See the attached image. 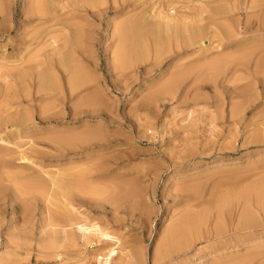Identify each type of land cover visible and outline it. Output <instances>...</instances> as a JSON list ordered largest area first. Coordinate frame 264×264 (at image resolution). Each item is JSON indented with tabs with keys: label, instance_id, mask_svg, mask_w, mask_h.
I'll list each match as a JSON object with an SVG mask.
<instances>
[{
	"label": "rangeland",
	"instance_id": "374dc122",
	"mask_svg": "<svg viewBox=\"0 0 264 264\" xmlns=\"http://www.w3.org/2000/svg\"><path fill=\"white\" fill-rule=\"evenodd\" d=\"M74 1L0 0V129L4 124L8 129L5 128L1 131L4 133L0 134V264H105L107 258L105 255L110 249L116 250L110 264H129L128 262L137 264L138 260L139 264H226L227 262L231 264V261L241 262L245 257L253 256L251 254L257 251L255 248L259 243L256 239L238 248L236 252L234 247L238 244L227 240L234 235L232 232L228 233V236H221L222 238L211 237V234L208 237L207 232L217 223V215L215 208L212 209L215 201L210 207L205 201L218 197L216 205L221 204L219 198H223L227 192V187L225 186L224 189L223 186L231 179L236 178L237 181H234L238 183L246 179L245 184L241 183L242 187L251 182L264 180V169L260 168L264 166V143L258 142L264 136V29L257 28L258 24L264 22L263 19H259L263 15L260 13H264V6L261 10L249 9L248 5H251V2L259 0H223L224 5L219 4L221 0H140L135 4L136 0H123L124 3L121 2L122 0H85L86 3L84 0H81L82 2L77 0L79 4ZM223 1L220 3L222 4ZM99 2L103 4L97 5ZM91 3L93 8L89 6ZM35 4L36 6L39 4V7L41 5V15L40 8L38 7L37 10ZM220 7L222 11L216 12ZM212 11L218 15H212ZM162 17L165 24L162 23ZM258 19L263 22L260 23ZM182 20L188 23V27L185 26L186 24L183 26V23H178ZM119 23L125 26L123 33H120L123 28ZM172 23L174 26L181 24L183 27L179 25L172 28ZM198 24L200 29L196 32L198 28L196 30L194 28ZM166 25L169 28H166ZM115 26H117L116 31ZM148 27L154 32H159H156L158 36L154 33L156 36L153 37H156L155 41L159 38L158 44L151 41L152 31L149 28L150 32ZM189 27H193L194 34L196 32L201 35L197 38L196 35L189 34L193 32L187 30ZM172 29H175L174 32ZM178 29L180 30L177 32ZM145 30L150 32L148 35L151 38L145 36L146 32L142 35ZM167 30H171L172 33ZM185 30L187 31L184 32ZM200 30L203 33H200ZM141 31L143 32L140 36L144 38L143 41L139 37ZM165 32L166 35H163ZM173 33L179 35L176 34V37L175 34L172 35ZM185 36H189L190 39ZM192 37H196L195 40ZM163 41H168L167 45ZM136 43L137 45L139 43L140 47H136ZM27 45L29 46L26 47ZM141 46L144 48L141 49ZM161 46L163 49L160 48ZM120 48L125 50L126 56L127 54L129 56L127 61L129 68L132 66L124 72L121 70L119 72L117 65L111 60ZM70 51H73V54ZM243 57L247 61L241 60L244 59ZM229 58L231 59L227 61ZM58 59L69 71L61 68ZM50 60L58 63L55 62L53 66L54 63ZM210 60L213 64L218 62V66L215 65L217 70L210 65ZM219 60L224 64L227 63L226 66L229 64L227 66L229 68L223 66ZM110 61L113 62L112 65H116V69ZM243 61L246 64H243ZM71 62H74V66L79 63L76 70L79 68L80 76L84 75L82 77L85 78L84 84L87 78L90 82L92 80L90 84L87 81L85 84L88 85L87 87L79 88V91L77 90L73 95L68 91L70 86H67L72 79L69 80L70 77H67L71 75L69 66L74 69V66L70 65ZM45 63H49L51 68ZM41 64L51 70L50 75L47 73L49 70L46 71L45 68L42 72ZM58 64L61 65L60 68ZM219 64H222V70ZM39 71L41 74H47L46 76L42 74L47 77L46 84H41L45 81V77L41 81L39 77L36 78V75L40 74ZM26 72H31L29 78L25 77ZM82 79L80 78L81 82ZM43 85L44 89L47 88L46 92L41 87ZM38 86L42 91L38 90ZM54 86L60 91L55 92ZM169 86L171 89L166 92ZM52 89L54 92L51 91ZM36 90L41 93L37 94ZM161 90L164 92L162 93ZM97 91L101 96H94ZM61 92L65 93V96ZM50 93L52 96L55 93V98L59 97L56 100L53 97L56 102L50 101ZM56 93L60 95L57 96ZM67 94L69 96H66ZM91 94L95 97V102H98L92 101L93 105L90 101V109L88 105L84 108L85 102H89L87 97ZM246 95L249 101L251 98L250 102L247 98H241ZM96 98L99 99L96 101ZM242 100L244 105L241 106ZM77 106L83 109L80 110L81 112L76 111L78 114L75 112V116H72L71 112L74 111L72 107L76 110ZM235 107V112L239 109L242 115H239L240 123L237 117L239 113H236V119L232 117L235 122L231 118ZM85 134L91 135L93 139L92 141L88 139L91 142L81 146L83 141L79 143L77 139L82 140V135L87 139ZM68 135L72 136L69 138ZM79 135L81 138L78 137ZM74 136L77 139H74ZM62 138L64 140L66 138L67 143L64 141V144L58 145L57 142H63ZM248 138L258 143L252 144L253 146L248 145L250 141ZM2 140L11 145L1 143ZM230 146H235V150L232 151ZM223 147H227L229 151L224 150ZM4 148L7 151H4ZM59 148L63 149L64 153ZM32 149L40 151L43 155H35L33 151L30 152ZM23 152L31 153L29 155L35 157H31V160L38 161L47 172L52 170L58 173L62 169L63 172L68 171V174L70 170L73 176L76 174L80 176L81 173L85 181L79 184L75 181L71 188L75 189L80 185L78 190L75 189L79 193L82 189L87 194L93 191L95 194L90 193L91 198L84 192H82L84 196L82 193L76 194L74 199H71L74 200L72 205L82 215L86 212L85 217L89 215L91 221L102 227L103 231H109L112 236L118 237L120 242L109 238L100 240L97 236L92 239L94 235H90L88 240L92 243H89L86 238L83 239L82 232L77 231L76 226H70L71 222H66V219L63 221L60 216L66 212L61 201L57 203V199L61 200L63 196L56 197V202H52L54 199H51L50 205L47 203L49 202L47 198L42 199L46 196L40 193L43 196L41 198L40 194H36L38 190L30 177H34L39 168L22 161L20 157ZM9 175L12 177H8ZM226 176L231 179L228 178V181L223 179V182L222 178ZM65 179L64 177L62 179L65 189L64 187L62 189L68 192L69 181ZM70 181L72 185V180ZM215 181L219 183H217L218 187L222 186V192L217 186L214 187ZM214 188H218L223 197H219L218 190L219 194L214 198L215 194H212L216 191ZM228 191L231 189L228 188ZM72 193L69 194L70 197ZM210 194L214 199L210 198ZM228 195L230 192L226 197ZM242 204L240 202L236 208L233 203L236 209L228 220L230 227L237 223L243 209ZM210 208L215 211L213 214L208 212L211 211ZM205 210L210 217L204 213ZM61 211L64 213L62 214ZM188 212L192 215L190 218L193 222L198 223V219L200 220L198 217H195L197 221L193 219V216L197 215H201L199 217L203 222L208 220L209 222L205 225L203 223V226L200 221L201 226L198 231L193 223L191 225L186 222L189 227L194 226V229L189 228L192 231H186L188 228L184 225L178 226L176 221ZM47 214H52L50 218L58 215L63 223L66 222L62 227L67 226L68 233L65 227L53 228V224L46 229L43 236L40 228L50 225L57 217L50 220ZM204 214L210 219L204 217V220L202 218ZM51 229L54 231L52 232ZM175 229V233L169 235ZM193 230L197 231V234ZM64 233L68 235L67 239H64L67 236ZM84 240H87L88 244ZM64 241H68L69 245ZM48 245L50 248L47 249ZM61 247L67 249L61 251ZM132 254L136 256L133 258L134 261L130 258Z\"/></svg>",
	"mask_w": 264,
	"mask_h": 264
},
{
	"label": "bare ground",
	"instance_id": "6f19581e",
	"mask_svg": "<svg viewBox=\"0 0 264 264\" xmlns=\"http://www.w3.org/2000/svg\"><path fill=\"white\" fill-rule=\"evenodd\" d=\"M78 1H79V0H78ZM78 1L75 0L74 2L77 3ZM89 1H90V0H89ZM139 1H140V0H136V1L134 2V4H135V3H139ZM141 1H142V0H141ZM222 1H223V0H221L220 2H222ZM235 1H237V0H235ZM241 1H242V0H241ZM256 1H258V0H256ZM74 2H73V3H74ZM80 2H82V1L80 0ZM87 2H88V1H87ZM94 2H95V1H94ZM104 2H105V1H104ZM121 2L124 3L123 0H122ZM125 2H126V1H125ZM220 2H219L220 5H224V1H223L222 4H221ZM225 2H227V1H225ZM229 2H230V1H229ZM232 2H233V1H231V3H232ZM243 2H244V1H243ZM248 2H249V1H248ZM250 2H251V1H250ZM38 3H39V2H38ZM84 3H86L85 0H84ZM95 3H96V2H95ZM100 3H102V2H99V4H97V5H100ZM119 3H120V2H119ZM233 3H234V2H233ZM255 3H256L257 5H256ZM44 4H47V3H44ZM68 4H69V3H68ZM70 4H71V2H70ZM77 4H79V3H77ZM102 4H103V3H102ZM131 4H132V3H131ZM235 4H236V3H235ZM237 4H238V2H237ZM240 4H241V3H240ZM245 4H246V3H245ZM38 5H39V4H37V6H36V4H35L37 10H38V7H39ZM72 5H74V4H72ZM92 5H93V3H91L89 6L91 7ZM120 5H121V4H120ZM122 5H123V4H122ZM122 5H121V6H122ZM132 5H133V4H132ZM137 5H138V4H137ZM217 5H218V4H217ZM225 5H227V4H225ZM242 5H243V4H242ZM42 6H43V5H42ZM75 6H76V8H77V5H75ZM95 6H96V5H95ZM134 6H136V5H134ZM140 6H141V5H140ZM144 6H145V5H144ZM211 6H212V5H211ZM214 6H215V5H214ZM214 6H213V7H214ZM229 6H230V5H229ZM234 6H235V5H234ZM234 6H233V7H234ZM238 6H239V5H238ZM238 6H237V7H238ZM248 6H250L249 9H252V8L255 9V8H257V9H260V10H261V7L264 6V0H259L258 2H254V1H253V2H251V5H248ZM248 6H247V7H248ZM40 7H41V5H40ZM40 7H39V8H40ZM45 7H46V6H45ZM71 7H72V6H71ZM73 7H74V6H73ZM73 7H72V8H73ZM152 7H153V6H152ZM207 7L210 8V6H207ZM216 7H217V6H216ZM218 7H219V5H218ZM222 7H223V6H222ZM33 8H34V7H33ZM36 8H35V9H36ZM92 8H93V6H92ZM94 8H95V7H94ZM208 8H207V9H208ZM31 9H32V8H31ZM40 9H41V10H40ZM40 9H39V14H40V12L42 13V8H40ZM43 9H45V8H43ZM137 9H138V8H137ZM210 9H212V8H210ZM220 9H222V8L220 7V8H218V9H216V12H217V10H218L219 12L222 11V10H220ZM226 10H227V9H226ZM228 10H230V9H228ZM233 10H234V9H233ZM210 11H211V10H210ZM214 11H215V9H214ZM214 11H212V15L217 14V13H215ZM33 12H35V11H33ZM48 12H49V11H48ZM213 12H214V13H213ZM223 12H224V11H223ZM223 12H222V13H223ZM231 12H232V11H231ZM256 12H258V11H256ZM261 12H263V10H262ZM35 13H38V11H36ZM43 13H44V12H43ZM206 13H207V12H206ZM208 13H209V12H208ZM254 13H255V12H254ZM258 13H259V12H258ZM27 14H28V13H27ZM49 14H50V13H49ZM142 14H143V13H142ZM144 14H145V13H144ZM150 14H151V13H150ZM209 14H210V13H209ZM260 14H263V15H264V13H260ZM40 15H41V14H40ZM46 15H47V13H46ZM46 15H45V17H46ZM75 15H76V14H75ZM217 15H218V14H217ZM219 15H221V14H219ZM263 15H262V16H263ZM49 16H50V15H49ZM133 16H134V15H133ZM201 16H203V15H201ZM201 16H200V17H201ZM207 16H208V15H207ZM262 16L259 17V19L261 18V19H263V21H264V18H262ZM215 17H217V16H215ZM263 17H264V16H263ZM153 18H155V17H153ZM167 18H169V17H167ZM206 18H207V17H206ZM212 18H213V17H212ZM120 19H121V18H120ZM155 19H157V18H155ZM158 19H159V18H158ZM202 19H203V18H202ZM202 19H201V20H202ZM208 19H209V18H208ZM259 19H258V20H259ZM261 19H260V20H261ZM41 20H42V19H41ZM132 20H133V19H132ZM205 20H206V19H205ZM216 20H217V19H216ZM260 20H259V22H260ZM54 21H55V20H54ZM125 21H127V20H125ZM129 21H130V20H129ZM158 21H159V20H158ZM158 21H156V22H158ZM163 21H164V20H163V17H162V23L165 22V21H164V22H163ZM170 21H171V19H170ZM177 21H178V20H177ZM199 21H200V20H199ZM263 21H261L260 23H262ZM43 22H44V21H43ZM48 22H49V21H48ZM123 22H124V21H123ZM123 22H122V23H123ZM160 22H161V18H160ZM166 22H167V21H166ZM209 22H210V21H209ZM233 22H234V21H233ZM44 23H47V22H44ZM139 23H140V22H139ZM139 23H138V25H139ZM150 23H151V22H150ZM175 23H176V21H175ZM178 23H183V26H184V24H186L185 26H187V24H188V23H185L184 20H182V22L180 21V22H178ZM257 23H258V21H257ZM42 24H43V23H42ZM54 24H56V23H54ZM119 24H120V23H119ZM131 24H132V23H131ZM147 24H148V23H147ZM153 24H154V23H153ZM156 24H157V26H158V23H156ZM156 24H155V25H156ZM159 24H160V23H159ZM164 24H165V23H164ZM168 24H169V23H168ZM172 24H173L172 26H171V25H169V26H171V27L173 28L174 23H172ZM219 24H220V23H219ZM246 24H247V23H246ZM117 25H118V24H117ZM120 25H121V24H120ZM125 25H127V24H125ZM129 25H130V24H129ZM179 25H181V24H179ZM179 25L176 24L175 26L177 27V26H179ZM42 26H43V25H42ZM50 26H51V25H50ZM78 26H79V25H78ZM132 26H134V25H132ZM159 26H160V25H159ZM175 26H174V27H175ZM181 26H182V25H181ZM183 26H182V27H183ZM191 26H192V24H191ZM191 26H190V27H191ZM194 26H195V25H194ZM198 26H199V24L196 25V27H195L194 29L196 30V28H198ZM54 27H56V26H54ZM121 27L123 28V27H125V26H122V25H121ZM140 27H143V26H140ZM144 27H145V26H144ZM163 27H165V25H163ZM187 27H188V26H187ZM190 27L187 28V30H188V29H189V31H190V30H193V32H192V31L189 32V34L192 33V35H193L195 30L192 29L193 27H192V28H190ZM230 27H231V26H230ZM116 28H117V26H115V31H116ZM131 28H132V27H131ZM136 28H137V27H136ZM138 28H139V27H138ZM149 28H150V27H148V29H149ZM160 28L162 29V27H160ZM166 28H169V27H167V25H166ZM257 28H259V30H260V28H261V29H262V28L264 29V22H263V24H260V25L258 24ZM129 29H130V28H129ZM148 29H147V30H148ZM150 29H151V28H150ZM150 29H149V31H150ZM164 29H165V28H164ZM185 29H186V28H185ZM199 29H200V28H198V30H196V32L199 31ZM119 30H121V28H119ZM119 30H118V32H119ZM142 30H143V29H142ZM152 30H153V29H151V31H152ZM154 30H155V29H154ZM157 30H158V29H157ZM165 30H166V29H165ZM172 30H173V29H172ZM174 30H175V29H174ZM174 30H173V32H174ZM179 30H180V29H178L177 32H178ZM187 30H185L184 32H186ZM201 30H202V28H201ZM201 30H200V31H201ZM203 30H204V29H203ZM125 31H126V30H125ZM132 31H133V30H132ZM135 31H136V29H135ZM149 31H148V32H149ZM151 31H150V32H151ZM167 31H171V30H167ZM123 32H124V28H123L122 32H120V33H123ZM142 32H143V31L140 32L139 37H140L141 40L143 41L144 38H142L141 36L144 35V33L146 32V30L143 32V34H142ZM148 32H146V35H145V36H146V37H147V36L149 37L150 35H152V36H151L152 38H151V37H149V38L152 39V40H151L152 42L154 41L155 43H157V42L159 41V40H158L159 38L157 37L158 39H156V41H155V38H156V37L153 38L154 35H155L154 33H156L157 31H156V32L152 31L153 33L151 32V34H150V32H149V33H148ZM175 32H176V31H175ZM182 32H183V31H182ZM196 32H195L194 35H196V37L198 38V35H199V34H197ZM215 32H216V31H215ZM75 33H76V32H75ZM157 33H159V32H157ZM157 33H156V35H157ZM160 33H161V32H160ZM169 33H170V32H169ZM171 33H172V31H171ZM187 33H188V32H187ZM200 33H203V32L201 31ZM212 33H213V32H212ZM141 34H142V35H141ZM148 34H150V35H148ZM174 34H175V33H173L172 35H174ZM176 34H177V33H176ZM176 34H175V35H176ZM181 34H183V33H181ZM136 35H137V34H136ZM140 35H141V36H140ZM156 35H155V36H156ZM159 35H160V34H159ZM163 35H166V32H165ZM177 35H179V34H177ZM177 35H176V37H177ZM200 35H201V34H200ZM200 35H199V36H200ZM207 35H208V34H207ZM224 35H225V34H224ZM76 36H77V35H76ZM145 36H144V37H145ZM157 36H158V35H157ZM183 36H184V35H183ZM211 36H212V35H211ZM118 37H119V36H118ZM166 37H167V36H166ZM185 37H186V38H189V36H188V37L185 36ZM196 37H194V38L192 37V38L195 40ZM205 37H206V36H205ZM124 38H125V37H124ZM134 38H135V36H134ZM33 39H34V38H33ZM38 39H39V38H38ZM122 39H123V38H121V40H122ZM153 39H154V40H153ZM161 39H162V38H161ZM165 39H166V38H165ZM174 39H175V38L173 37V40H174ZM189 39H190V38H189ZM30 40H31V38H30ZM138 40H140V39H137V41H138ZM145 40H149V39H148V38H147V39L145 38ZM157 40H158V41H157ZM167 40H168V39H167ZM185 40H186V39H185ZM35 41H36V40H35ZM53 41H54V40H53ZM123 41H124V40H123ZM176 41L178 42V40H176ZM191 41H192V39H191ZM191 41H190V42H191ZM31 42H32V41H31ZM31 42H30V43H31ZM77 42H78V41H77ZM140 42H141V41H140ZM140 42H139V43H140ZM145 42H146V41H145ZM148 42H149V41H148ZM159 42H160V41H159ZM163 42H164V41H163ZM166 42L168 43V41H166ZM166 42H164V43H166ZM177 42H176V44H177ZM201 42H202V41H201ZM32 43H33V42H32ZM67 43H68V42H67ZM133 43H134V42H133ZM139 43H138V45H137V43H136V47H137V46L140 47V46H139ZM143 43H144V42H143ZM167 43H166L165 45H167ZM173 43H174V42H173ZM54 44H55V43H54ZM68 44H69V43H68ZM68 44H67V45H68ZM123 44H124V46H125L126 43L124 42ZM157 44H158V43H157ZM157 44H156V45H157ZM179 44H180V43H179ZM189 44H190V43H189ZM33 45H34V44H33ZM71 45H72V44H71ZM141 45H142V44H141ZM143 45H145V44H143ZM28 46H29V45H27L26 47H28ZM120 46H121V45H120ZM120 46H119V47H120ZM133 46H134V45H133ZM163 46H164V45H163ZM183 46H184V45H183ZM191 46H192V45H191ZM70 47H71V46H70ZM179 47H180V46H179ZM186 47H188V46H186ZM64 48H66V46H65ZM124 48H125V47H124ZM133 48H134V47H133ZM143 48H144V46H141V49H143ZM160 48H162V46H161ZM125 49H126V48H125ZM162 49H163V48H162ZM260 49H261V48H260ZM69 50H71V49H69ZM139 50H140V49H139ZM146 50H147V49H146ZM156 50H157V49H156ZM160 50H161V49H160ZM62 51H63V50H62ZM129 51H130V48H129ZM133 51H134V50H133ZM133 51H132V52H133ZM170 51H171V50H170ZM54 52H55V50H54ZM66 52H67V51H66ZM70 52H71V51H70ZM72 52H73V51H72ZM72 52H71V53H72ZM123 52H124V53H123ZM126 52H127V51H126ZM146 52H147V51H146ZM61 53H62V52H61ZM71 53H69V54H71ZM114 53H115V52H114ZM127 53H128V52H127ZM135 53H136V52H135ZM153 53H154V52H153ZM53 54H54V53H53ZM72 54H73V53H72ZM74 54H75V53H74ZM144 54H146V53H144ZM243 54H244V53H243ZM56 55H57V52H56ZM155 55H156V54H155ZM162 55H163V54H162ZM240 55H242V54H240ZM247 55H248V54H247ZM250 55H251V53H250ZM47 56H48V55H47ZM51 56H52V55H51ZM51 56H49V57H51ZM69 56H70V55H69ZM77 56H78V55H77ZM228 56H229V54H228ZM263 56H264V55H263ZM52 57H53V56H52ZM57 57H58V56H57ZM71 57H72V56H71ZM126 57H127V58H126ZM128 57H129L128 54H127V56H126L125 50H124V49L121 50V48H120L119 51H117V54H115V57L112 56V59H111V60L114 61V63H115L117 66H116L115 64H113V65H114V66H113V65H112V63H113L112 61H110V63H111V65L113 66V68L116 66V67L118 68L119 72H121V71L124 72L125 70L130 69V68L132 67V66H131V65H132L131 63H132V62L130 61V66H131V67L129 68V62H127V61H129V58H128ZM226 57H227V56H226ZM226 57H225L224 59H226ZM237 57H238V55H237ZM249 57H250V56H249ZM31 58H32V57H31ZM36 58H37V57H36ZM65 58H66V57H65ZM131 58H132V56H131ZM240 58H241V57H239V59H240ZM243 58H244V57H243ZM246 58H247V57H246ZM263 58H264V57H263ZM59 59H62V58H59ZM59 59H58V62L62 65V63L60 62ZM63 59H64V58H63ZM78 59H79V58H78ZM124 59H127V60L125 61ZM211 59H212V58H211ZM230 59H231V58L227 59V61L230 60ZM235 59H236V58H235ZM31 60H32V59H31ZM31 60H30V62H31ZM36 60H38V59H36ZM41 60H42V59H41ZM64 60H65V59H64ZM233 60H234V59H233ZM236 60H237V59H236ZM236 60H235V61H236ZM241 60H246V59L244 58V59H241ZM61 61L64 62L63 60H61ZM66 61H67V60H66ZM215 61H218V60H215ZM219 61H220V60H219ZM235 61H234V62H235ZM246 61H247V60H246ZM260 61H261V60H260ZM32 62H33V61H32ZM50 62H52V61L50 60ZM55 62H57V61H55ZM55 62H52V63H54L53 66L55 65ZM58 62H57V63H58ZM67 62H68V61H67ZM220 62L223 63V61H220ZM230 62L233 63L232 61H230ZM240 62H241V61H240ZM240 62H239V63H240ZM23 63H24V61H23ZM23 63H22V64H23ZM26 63H27V61H26ZM39 63H40V62H39ZM52 63H50V64L52 65ZM71 63H72V64H70V65L74 66V62H71ZM228 63H229V62H228ZM231 63H230V64H231ZM244 63L246 64L245 61H243V64H244ZM256 63H257V62H256ZM262 63H263V60H262ZM262 63H261V64H262ZM45 64H46V63H45ZM45 64H44V65H45ZM48 64H49V63H48ZM48 64H46V65H47V66H50V65H48ZM60 64H58V65H59V68H60V66H61ZM76 64H77V63H76ZM78 64H79V63H78ZM78 64L75 65V66L73 67L75 70H74V69L72 70V69H71V66H69V65L67 64V66L70 67V72H71V75H70V76H67V77H70L69 80L72 78V79L70 80L71 82L68 83V85H67V86H70V87H68V89H69L68 91H69V93H70L71 95H73L74 93H76V91H77L79 88L82 89L83 86L87 87L88 85H87V86L85 85V84L87 83V81L89 82V84L92 82V80H91V82H90V80H88V78H87L86 83L84 84L85 78H83L84 80L82 79V77H83L84 75L80 76L79 73H81V72L79 71V68H78V70H76L77 67H78ZM217 64H218V62H214V64H213V63L211 62V60H210V65H211V66L213 65V67L216 68V70H217V67H215V65L218 66ZM226 64H227V63H225V64L223 63V66L227 67V66L229 65V64H228V65L226 66ZM240 64H242V63H240ZM243 64H242V66H244ZM64 65H65V64H64ZM81 65H82V64H81ZM127 65H128V66H127ZM219 65H220V64H219ZM234 65H235V64H234ZM37 66H38V65H37ZM41 66L43 67V69H42V67H41L42 72H44L45 69H46V71H47V70H49L48 68H51V66L47 68V66L45 67V66H43L42 64H41ZM65 66H66V65H65ZM76 66H77V67H76ZM199 66H200V65H199ZM221 66H222V64L220 65V68H221ZM236 66H237V64H236ZM238 66H239V65H238ZM242 66H241V67H242ZM56 67H58L57 64H56ZM75 67H76V68H75ZM116 67H115V69H116ZM186 67H187V66H186ZM207 67H208V66H207ZM231 67H232V66H231ZM261 67H262V66H261ZM44 68H45V69H44ZM61 68H62V69H66L67 67H64V66L62 65ZM81 68H82V67H81ZM113 68H112V69H113ZM214 68H213V70H215ZM220 68L218 67L219 71H220ZM227 68H229V67H227ZM235 68L238 69V67H235ZM33 69H34V68H33ZM52 69H53V68H52ZM54 69H56V68H54ZM67 69H68V68H67ZM67 69H66V71H69V70H67ZM115 69H114V70H115ZM181 69H182V68H181ZM239 69H240V68H239ZM241 69H242V68H241ZM258 69H259V68H258ZM58 70H59V69H58ZM71 70H72L73 72H72ZM120 70H121V71H120ZM199 70H200V69H199ZM221 70H222V68H221ZM223 70H224V69H223ZM243 70H244V69H243ZM46 71H45V72H46ZM53 71H54V73H55V70H53ZM62 71H64V70H62ZM78 71H79V72H78ZM193 71H194V70H193ZM225 71H226V70H225ZM238 71H239V70H238ZM257 71H258V70H257ZM22 72H23V71H22ZM39 72H40V71H39ZM50 72H51V70H49V72H47V73L49 74ZM57 72H58V71H57ZM64 72H65V71H64ZM70 72H69V73H70ZM223 72H224V71H223ZM233 72H235V69H234ZM27 73H28V76H26ZM30 73H31V72H26L25 77H26V78H27V77L29 78V75H31ZM37 73H38V72H37ZM37 73H36V74H37ZM66 73H67V72H66ZM69 73H68V74H69ZM182 73H183V72H182ZM224 73H225V72H224ZM226 73H227V72H226ZM236 73H237V72H236ZM236 73H235V74H236ZM42 74H45V76L47 75L46 73H42ZM42 74H41V72H40V74L38 73V74L36 75V78L39 77L38 79H40V81L43 80V79H42L43 77H45V76H43ZM56 74H57V73H56ZM82 74H83V73H82ZM33 75H34V74H33ZM49 75H50V74H49ZM172 75H173V74H172ZM203 75H204V74H203ZM208 75H209V74H208ZM71 76H72V77H71ZM231 76H232V74H231ZM25 77H24V78H25ZM55 77H56V76H55ZM179 77H180V76H179ZM199 77H200V76H199ZM18 78H19V77H18ZM22 78H23V77H22ZM22 78H21V79H22ZM80 78L82 79V82H83V83L81 82ZM195 78H196V77H195ZM16 79H17V78H16ZM19 79H20V78H19ZM54 79H55V78H54ZM33 80H34V79H33ZM44 80H45L44 82H42V83L40 82V83H41V84H46L47 77H45ZM69 80H68V82H69ZM30 81H31V80H30ZM173 82H174V81H173ZM175 82H176V80H175ZM22 83H23V82H22ZM24 83H25V82H24ZM51 83H52V81H51ZM56 83H57V82H56ZM54 84H55V83H54ZM194 84H195V83H194ZM56 85H57V84H56ZM56 85H55V86H56ZM239 85H240V84H239ZM45 86H46V85H45ZM55 86H54V89H56ZM171 86H173V85H171ZM38 87H39L38 90L40 89V90L42 91V89H41V87H42L44 92L47 91V90L45 91V89H47V88L44 89V85L41 86V87H40V86H38ZM85 87H84V88H85ZM94 87H95V86H94ZM169 87H170V86H169ZM100 88H101V87H100ZM165 88H166V87H165ZM87 89H88V88H87ZM169 89H171V87L168 88V91H167V89H166L165 91H166V92H169ZM38 90H36V91H37V94H38V93H41V91L38 92ZM51 91H52V92H54V91H55V92H58V91H60V90L57 91V89H56V90L53 91V89H52ZM66 91H67V90H66ZM78 91H79V90H78ZM98 91H99V90H98ZM98 91L95 93L96 95H94V92H93V95H94L95 97H96V96L98 97V95L101 96V95H100V92H98ZM161 91H162V93L164 92L163 90H161ZM235 91H236V90H235ZM247 91H250V90H247ZM52 92H51V93H52ZM62 92H63V91H62ZM62 92H61V94H63ZM166 92H165V93H166ZM253 92H254V91H253ZM258 92H259V91H258ZM51 93H50V94H51ZM59 93H60V92H59ZM59 93H56V95L59 96V95H60ZM69 93H68V94H69ZM250 93H251V91H250ZM68 94H67L66 96H69V95H70V94H69V95H68ZM248 94H249V93H248ZM255 94H256V93H255ZM47 95H48V94H47ZM53 95H54V96H52V94H51V96L49 95V96H50L49 98H51L50 101L52 100V102L55 101L56 98H59V97H56V98H55V93H53ZM71 95H70V96H71ZM250 95L253 97L252 94H250ZM63 96H65V93L63 94ZM88 96H89V95H88ZM90 96H91L92 99H90ZM90 96L87 97V100L89 99V100H88L89 102H85L84 100H82V102H85L84 105H86V107L83 106L84 108H87V105H88V108H89V103H90V101H91V102H92V101L95 102V97H93L92 94H91ZM155 96H157V95H155ZM155 96H154V97H155ZM246 96H247V95H246ZM246 96H245V97H241V98H245V99L247 98L248 102H250V101H251V98H250V101H249L248 96H247V97H246ZM251 96H250V97H251ZM40 97H41V96H40ZM53 97H54L55 100L53 99ZM60 98H63V97L60 96ZM67 98H68V97H67ZM100 98H101V97H100ZM149 98H151V97L149 96ZM152 98H153V96H152ZM64 99H65V97H64ZM64 99H61V100H64ZM85 99H86V98H85ZM98 99H99V98H96V101H97ZM154 100H155V99H154ZM243 100H244V99H243ZM243 100H242V103H243ZM247 100H246V102H247ZM99 101H100V100H99ZM45 102H46V101H45ZM55 102H56V101H55ZM93 102H92V103H93ZM97 102H98V101H97ZM97 102H95V103H97ZM244 102H245V101H244ZM248 102H247V104H249ZM100 104H101V103H100ZM56 105H57V104H56ZM82 105H83V104H82ZM93 105H94V103H93ZM93 105H92V106H93ZM97 105H99V104H97ZM242 105H244V103L241 104V106H242ZM80 106H81V105H80ZM99 106H101V105H99ZM93 107H94V106H93ZM78 108H79V107L77 106V109L75 110V109L72 107V109L74 110V111L72 110L73 112H71V113L73 114L72 116H75V114H76L77 112H81V111H82L81 109H83V108L81 107V109L79 108V111H78ZM231 108H232V107H231ZM245 108H246V107H245ZM89 109H90V108H89ZM91 109H92V108H91ZM242 109H244V107H242ZM80 110H81V111H80ZM85 110H86V109H85ZM87 110H88V109H87ZM233 110H234V111L231 113V114H232L231 118L234 116L235 119H236V113H237V114L239 113V109L237 110L238 112H237V111L235 112L236 107H235V109L233 108ZM76 111H77V112H76ZM240 111H242V110H240ZM23 112H24V111H23ZM69 112H70V110H69ZM75 112H76V113H75ZM89 112H91V111H89ZM234 112H235V114H234ZM242 112H243V111H242ZM41 113H42V112H41ZM41 113H40V114H41ZM43 113H44V112H43ZM240 113H241V112H240ZM240 113L237 115L238 118H239L240 116H242V115H240ZM77 114H78V113H77ZM79 114H80V113H79ZM93 114H94V113H93ZM233 114H234V115H233ZM242 114H243V113H242ZM17 115H18V114H17ZM42 115H44V114H42ZM53 115H54V114H53ZM55 115H56V113H55ZM59 115H60V113L58 114V116H59ZM106 115H107V114H106ZM239 115H240V116H239ZM56 116H57V115H56ZM69 116H70V115H69ZM72 116H71V117H72ZM76 117H77V115H76ZM74 118H75V117H74ZM27 119H28V117H27ZM27 119H26V121H27ZM17 120H18V118H17ZM17 120H16V121H17ZM21 120H22V119H21ZM232 120H234V118H232ZM239 120H240V118H239ZM10 121H11V120H10ZM13 122H14V121H13ZM20 122H21V121H20ZM234 122H235V120H234ZM240 122H241V120L239 121V123H240ZM9 124H11V123L9 122ZM235 124H236V123H235ZM15 125H17V124H15ZM236 125H237V124H236ZM18 126H19V125H18ZM5 128H6V130H8L6 124H4V125L1 127V129H0V134L4 133V131H3L2 133H1V131L4 130ZM6 130H5V131H6ZM66 135H67V134H66ZM85 135H86V134H85ZM61 136H62V134H61ZM71 136H72V135H71ZM71 136L68 135L69 138H70ZM80 136H81V135H79L78 137H80ZM90 136H91V135H90ZM90 136H89V135H88V136L86 135L87 139L84 137L85 140H84V138H83V135H82V140H81V139L78 140L76 136H74V137H75L74 139H77V141H78L79 143H81V141H83V142H82L83 144H81V146H82V145H84V143L87 142V144H88V142H91V141H92V139H93L92 136H91V138H88V137H90ZM19 137H21V136H19ZM64 137H65V136H64ZM255 137H256V136H255ZM7 138H8V137H7ZM66 138H67V137H66ZM66 138H65V140L62 138V141H63V142H61V141H60V142H57V141H56V142L58 143V145H60V143H63V144H64V141L66 142ZM80 138H81V137H80ZM253 138H254V137H253ZM256 138H257V137H256ZM263 138H264V136H262V139H261V141L263 140V142H261V141H259V140H258V142H260V143L263 144V143H264V139H263ZM88 139H91V141H90V140L88 141ZM248 139L250 140V141L248 142V145H252V144H256V143H258L256 140H252V139H250V138H248ZM248 139H247V140H248ZM7 140H8V139H7ZM55 140H56V139H55ZM55 140H53V141H55ZM58 141H59V140H58ZM1 143L7 144V145H11L10 143H8V142L5 141V140H2ZM66 143H67V142H66ZM69 143H71V142H69ZM75 143H76V142H75ZM260 143H259V144H260ZM13 144H15V143H13ZM55 144H56V143H55ZM231 144H232V143H231ZM16 145H17V144H16ZM61 145H62V144H61ZM85 145H86V144H85ZM228 145H229V144H228ZM228 145H227V147H228ZM17 146H18V145H17ZM81 146H80V147H81ZM242 146H244V144H242ZM252 146H253V145H252ZM31 147H32V146H31ZM59 147H61V146H59ZM62 147H63V149H64V146H63V145H62ZM80 147H79V148H80ZM224 147H225V146H224ZM224 147H223V148H224ZM227 147L224 148V150H225V149L228 150ZM247 147H248V146H247ZM21 148H22V147H21ZM65 148H66V147H65ZM67 148H69V146H68ZM230 148L232 149V151L235 150V146H234V147H231V146H230ZM254 148H256V147H254ZM254 148H253V149H254ZM59 149H60V148H59ZM63 149H62V150L60 149V151L63 152ZM233 149H234V150H233ZM5 150H6V149L4 148V151H5ZM9 150H10V149H9ZM19 150H20V149H19ZM64 150H65V149H64ZM220 150H221V149H220ZM6 151H7V150H6ZM31 151H33V149L30 150V152H31ZM37 151H38V150H37ZM37 151H36V150L33 151L35 155H36V154H37L38 156H42V155H43L42 153H40V151H39V152H37ZM228 151H229V150H228ZM230 151H231V150H230ZM26 152H27V151H26ZM26 152L21 153V157H20V159H21L22 161H24V162H28L29 164L34 165V166H36L37 168H39V171H38L37 173H35V176H34V177H30L31 182H33V184H35L34 186H35V188L38 190V192H37V190H34L35 192H37L36 194H40V193H41V194H43V196H46V197L42 198L43 196H42L41 194L39 195V197L41 196L42 199L47 198L49 202H47V200H46V202H47L48 204L51 202V201H50L51 199H54L52 202H56V197H58V196H63L61 200H60V199H59V200L57 199V203H58V201H59V202L61 201L60 203H62V205H63V207H64V211L66 212V213H64L63 211H61V213H62V212L64 213V214L62 213V214H63L62 216H64V215L66 214L68 217H70V218H71V217L74 218V219L72 220V219H70V218H66V217H67L66 215H65L64 217L60 216V218H63V219H62L63 221H65V219H66V220H67L66 222H68V223L71 222V223H70V226H72V225L76 226L77 231H80V233L82 232V235H83V237H84L83 239L86 238V239L88 240L89 237H90V235H91V236L94 235L93 237H91L92 239H93L95 236H97L98 239H100V240H104L105 238H109V240L111 239V240L115 241L114 239H117V238H118V237L116 238L115 235H114V236H115V238H114V236H112L113 234L111 235V233H110L109 231H108V232L103 231V229H101L102 227H100L99 225H97V223L91 221V219L88 218L89 215H88V216L86 215L87 217L84 216L86 212L82 215V214L79 213L78 210H76L75 207L72 205L74 200L71 201V199H72V198L74 199V195H76V194H79V195H80V193L84 192L82 189H80V193L77 191V190L81 187L80 185H79L78 187H77V186L75 187V189L77 188V190H75L74 187L71 188V186H73V185L76 183L75 181H78V182H77L78 184H79V183H82V182L85 181L84 179H82V178H84V177L81 176V175H82L81 173H80V176H81V177L79 176V174H76V175H78V176H76V175L73 176L72 174H70V170H69V174H68V173H67L68 171H67V172H63L64 170L61 171L62 169H60V168H59L60 171L57 170L58 173L55 172V171L52 172L51 169H50L51 171L47 172L46 169H44V168L39 164L38 161H36L35 159H34V160H33V159L31 160V157H32V156L29 155V154H31V153L28 152V154H26ZM0 153H1V150H0ZM63 153H64V152H63ZM3 154H4V152H3ZM7 155H8V154H7ZM32 155H33V153H32ZM0 156H1V155H0ZM29 156H30V157H29ZM2 158H3V157H2ZM4 158H5V155H4ZM4 158H3V159H4ZM6 158H7V157H6ZM32 158H35V157H32ZM179 158H180V157H179ZM0 160H1V158H0ZM37 162H38V163H37ZM171 162H172V161H171ZM173 162H174V161H173ZM180 162H182V161H180ZM3 163H4V162H3ZM172 165H174V164H172ZM0 166H1V165H0ZM5 166H6V164H5ZM47 167H48V166H47ZM260 168H261V169H264V166H262V167H260ZM33 169H34V168H33ZM33 169H32V170H33ZM89 170H90V169H89ZM1 171H2V170H1ZM29 171H30V170H29ZM33 171H36V170H33ZM90 171H92V170H90ZM98 171H99V170H98ZM173 171H174V170H173ZM176 171H177V170H176ZM263 171H264V170H263ZM23 172H24V171H23ZM75 172H76V171H75ZM248 172H249V171H248ZM61 173H62V174H61ZM64 173H65V176H64ZM66 173H67V174H66ZM84 173H86V172H84ZM94 173H95V172H94ZM251 173H252V172H251ZM74 174H75V173H74ZM89 174L91 175L90 172H89ZM92 174H93V173H92ZM11 175H12V174H11ZM14 175H15V174H14ZM20 175H21V174H20ZM62 175H63V176H62ZM68 175H70L71 177H69ZM90 175H89V176H90ZM232 175H233V174H232ZM32 176H33V175H32ZM91 176H92V175H91ZM229 176H230V175H229ZM8 177H10V175H9ZM11 177H12V176H11ZM11 177H10V178H11ZM14 177H15V176H14ZM23 177H25V176H23ZM63 177H64V179H65V177H69V178H66V179H65V180H68V181H69V182L66 181V183L68 182V183H67V184H68L67 187H68V189H69L68 192H65V191L63 190V189H65V186H64L65 183H64V185H63V181H64V180H62ZM77 177L80 178L81 180H80V179L77 180V179H78ZM86 177H87V175H86ZM230 177L232 178V176H230ZM6 178H7V177H6ZM20 178H21V177H20ZM20 178H17V179H20ZM72 178H73V179H72ZM74 178H75V179H74ZM76 178H77V179H76ZM228 178H229V177H228ZM228 178H227V176H226V178H222V180L225 179L226 181H228V180L231 179V178H229V179H228ZM258 178H259V177H258ZM15 179H16V178H15ZM15 179H14V181H15ZM17 179H16V180H17ZM21 179H23V178H21ZM28 179H29V178H28ZM91 179H92V178H91ZM227 179H228V180H227ZM8 180H9V179H7V181H8ZM12 180H13V178H12ZM23 180H24V179H23ZM70 180H72V185H71V183H70V182H71ZM88 180H90V179H88ZM88 180H87V181H88ZM231 180H232V179H231ZM231 180H230V181H231ZM234 180L237 181L236 178H234ZM234 180H232V182L229 181V183L226 182L227 184H225V185L223 186L224 189L227 187V188H226V189H227V192H225L226 194H229V192H230V195H228V196L226 197V194L224 193V191H226V190L223 191L222 194H223V195L225 194V195H224L225 198L221 195V192H222V190H221V189H222V186H221L222 184H221V183H222V182L220 183V184H221V185H220L221 187H218V186H219V185H218L219 183L215 181V182H216V183H215L216 185H214V187L217 186L218 188H220L221 192H220V190H219L218 188H217V189L214 188V190H216L217 192L215 191V193H212V194H213V195L215 194V196H214V198H215L216 196H218L217 194H219V192H220L219 197H223V198H219V200H221L220 203H221V202H222V203L225 202V203H224L225 205L221 203V204H219V205L217 206V205H216V199H217L218 197H216V199H214L213 196H211V194H210V196H211L210 198H213L214 200L211 199L212 201H211V200H210V201L207 200V201H205V202H206L207 204H209V207H210V206L213 204L212 202L215 201V202H214L215 205L213 204V208H212V207H211V208H212V209L215 208L214 210L216 211V215H217V216H216L215 213H214V216H216V222H217V223L214 225V228H213V229L211 228V229H212L211 231L209 230V231L207 232V233H208V237H209V234H211V237H217V236H218V237H219V236H220V237H221V236L225 237V236H228L227 234L230 233V232H232V235H233V234H234V235L237 234V235H236V238H235L234 235H233V236L231 237V239L228 238L227 240H228V241H231L232 243L234 242V243L238 244V245H236V246L234 247V248H235V251L238 252V250H239L238 248L242 247V246L245 245V244H246V245H247V244H250V243L252 242V240H254V239H256V241H258L260 244H263V243H264V241H262V235L264 234V182H263L264 180H263V181H262V180H261V181L258 180L259 182L256 181V182H254V183L251 182V183H249V185L246 184V185H244L243 187H242L241 183L244 182L243 184H245V182L247 181L246 179H245V181H244V180H240V181H242L241 183L235 182ZM24 181H25V180H24ZM218 181H219V180H218ZM26 182H27V181H26ZM73 182H75V183L73 184ZM219 182H220V181H219ZM223 182H224V180H223ZM88 183H89V182H88ZM90 183H92V181H90ZM217 183H218V184H217ZM16 184H17V183H16ZM30 184H31V183H30ZM30 184H29V185H30ZM26 186H27V185H26ZM34 186L32 185L33 188H34ZM90 186H91V185H90ZM121 186H122V185H121ZM225 186H226V187H225ZM238 186H239V187L241 186V187L239 188ZM32 187H31V188H32ZM63 187H64V188H63ZM67 187H66V189H67ZM85 187H86V186H85ZM91 187H92V186H91ZM91 187H90V188H91ZM62 188H63V189H62ZM114 188H115V187H114ZM125 188H126V187H125ZM228 188H230L231 191H228ZM68 189H67V190H68ZM71 189H72V190H71ZM73 189H74L75 191H73ZM132 189H133V188H132ZM67 190H66V191H67ZM70 190H71L72 192H74L75 194H73L72 192H70ZM81 190H82V191H81ZM136 190H137V189H136ZM199 190H200V189H199ZM214 190H213L212 192H214ZM218 190H219V192H218ZM27 191H28V190H27ZM34 191H33V192H34ZM85 191H86V190H85ZM89 191H90V190H89ZM96 191H97V190H96ZM99 191H100V190H99ZM116 191H117V190H116ZM130 191H131V190H130ZM35 192H34V193H35ZM64 192H65V193H64ZM69 192H70V193H69ZM94 192H95V191H93L92 193H94ZM113 192L115 193V189H114ZM71 193H72L73 195H71V197H70L69 194H71ZM85 193L87 194V192H84V194H85ZM90 193H91V192H90ZM90 193H88L89 195L87 194V196H90ZM92 193H91V194H92ZM131 193H133V192L131 191ZM44 194H45V195H44ZM82 194H83V193H82ZM84 194H83V196H84ZM94 194H95V193H94ZM202 194H203V193H202ZM198 195H199V194H198ZM87 196H86V197H87ZM207 196H208V195H207ZM230 196H231V198H230ZM81 197H82V195H81ZM86 197H85V198H86ZM59 198H61V197H59ZM69 198H70V200H69ZM85 198H84V199H85ZM88 198H89V197H88ZM90 198H91V196H90ZM200 198H201V197H200ZM205 198H206V197H205ZM39 199H40V198H39ZM63 199H64V201L62 202ZM78 199H80V197H79ZM82 199H83V198H82ZM197 199H198V198H197ZM227 199H228V200H227ZM252 199L254 200V202H253L254 204L252 203ZM90 200H91V199H90ZM225 200H226V201H225ZM229 200H230V201H229ZM41 201H42V200H41ZM194 201H195V200H194ZM217 201H218V200H217ZM227 201H228V203H229V202H231V203L228 204V203H226ZM232 201L237 202V203L233 202V203L235 204V207L238 206L240 202H241V204L243 203V204H242V205H243V207H242L243 209H242V211H241V213H240L239 218L237 219V223L234 221L236 224L233 225V227H230V226H229L230 224L228 225V220H229L230 217H232L231 215L233 214V210H235V209L237 208V207H236V208L234 209V207H233L234 205H233ZM43 202H44V201H43ZM52 202H51V203H52ZM197 202H198V201H197ZM218 202H219V201H218ZM47 203H46V204H47ZM51 203H50V205H51ZM57 203H56V204H57ZM60 203H59V204H60ZM76 203H78V202H76ZM200 203H201V202H200ZM200 203H199V204H200ZM206 203H205V204H206ZM27 204H28V203H27ZM44 204H45V203H44ZM201 204H202V203H201ZM207 204H206V205H207ZM74 205H75V203H74ZM53 206H54V205H53ZM46 207H48V206L46 205ZM57 207L59 208V206H57ZM60 207H61V209H62V206H60ZM77 207H78V206H77ZM216 207H217V208H216ZM221 207H222V208H221ZM224 207L227 208V209H226L227 211L224 210V209H225ZM211 208H210V209H211ZM44 209H45V208H44ZM59 209H60V208H59ZM77 209H78V208H77ZM207 209H208V208H207ZM207 209H206V210H207ZM212 209H211V211H208V210H207V211L210 212V213L212 212L211 214H213V212H215V211H212ZM49 210H51V209H49ZM54 210H55V209H54ZM206 210H205L204 213H206V215H209V217H210V214H209V213L207 214ZM45 211H46V210H45ZM59 211H60V210H59ZM53 212H54V211H53ZM42 213H43V212H42ZM44 213H45V212H44ZM46 213H47V212H46ZM57 213H58V211H57ZM59 214H60V213H59ZM86 214H87V213H86ZM188 214H190V213L188 212ZM188 214L184 215L183 217L179 218L180 220H177V221H176V222H178V223H177L178 226L181 225V227H182V225H184L185 228H188V229H186V231H188V230H189V231H192V230H190L191 227H193L192 229H194V226H191L192 223H193V225L196 226L195 229L197 228V231H198V228L201 226V225H200L201 222H202V223H201L202 225H203V223H204V225H205V224H207L206 222H209V220L206 221V222H205V221L203 222V221L201 220V217H199V216H201V215H199V216H198V215H197V216H193V217H194L193 219H196L195 217L200 218V220L198 219V223H197V222H193L192 219L190 218V217H192V215L190 214V215L188 216ZM47 215H49V214H47ZM50 215H52V214H50ZM50 215H49V219H50V220H52L53 217L57 216V217H55L56 220H55V218H54V222H55L56 224H55L54 222L51 221L52 223H50V225H48L47 222H46V224H47L48 226L46 225L45 227H41L42 229L40 228V232H41V230H42V233H43V234L39 232V233L42 234L43 236L45 235L44 232L47 231L46 229H49V228H50L49 226L52 227L53 224H54L53 228H54V227H57V226H58V227H61V228H64V227H65V226L62 227V225H63L64 223H66V222L63 223V221H61V219L58 217V215L51 216V218H50ZM72 215H74L75 217L72 216ZM211 216H212V215H211ZM43 217H44V216H43ZM204 217H206V219L209 218V217L205 216V214H204V216L202 215V218H204ZM45 218H46V216H45ZM49 219H48V220H49ZM59 219H60V220H59ZM189 219H190L191 221H190ZM209 219H210V218H209ZM232 219H233V218H232ZM232 219H231V220H232ZM48 220H47V221H48ZM50 220H49V221H50ZM58 220H59V221H58ZM74 220H75V221H74ZM188 220H189L190 222H189ZM204 220H205V218H204ZM57 221H58L59 223H58ZM196 221H197V219H196ZM200 221H201V222H200ZM60 222H61V223H60ZM72 222H73V223H72ZM186 222H188V223L191 224L190 227L188 226V224H187ZM199 222H200V223H199ZM183 223H184V224H183ZM195 223H196L197 225H198V224H199V225L197 226ZM41 224H42V223H41ZM43 224L45 225V223H43ZM43 224H42V225H43ZM51 224H52V225H51ZM185 224H186V225H185ZM232 224H233V223H232ZM44 225H43V226H44ZM66 225H67V224H66ZM204 225H203V226H204ZM70 226H68V227H70ZM186 226H188V227H186ZM228 226H229L230 228H228ZM47 227H48V228H47ZM66 227H67V226H66ZM66 227H65V231H67V230H66ZM170 227H171V226H170ZM178 228H179V227H178ZM178 228H177V229H178ZM189 228H190V229H189ZM181 229H182L183 231H185V229H183V228H181ZM199 229H200V228H199ZM58 230H59V229H58ZM71 230H72V229H71ZM207 230H208V229H207ZM48 231H49V230H48ZM51 231L53 232L54 230L51 229ZM56 231H57V230H56ZM61 231H62V230H61ZM72 231H73V230H72ZM175 231H176V229L174 230V232L169 233V235H170V234H171V235L174 234ZM193 231H195V230H193ZM197 231H195L194 233L197 234V233H196ZM170 232H171V231H170ZM45 233H46V232H45ZM67 233H68V231H67ZM109 233H110V235H109ZM53 234H55V232H54ZM53 234H52V235H53ZM56 234H57V233H56ZM64 234H65V236L67 235L66 233H64ZM52 235H51V236H52ZM177 235H178V234H177ZM43 236H41V237H43ZM53 236H54V235H53ZM110 236H112V237H110ZM195 236H196V235H195ZM197 236H198V235H197ZM197 236H196V237H197ZM97 237H96V238H97ZM67 238H68V235H67L66 238H64V239H67ZM81 238H82V237H81ZM102 238H104V239H102ZM221 238H222V237H221ZM233 238H234V239H233ZM42 239H43V238H42ZM52 239H53V238H52ZM79 239H80V238H79ZM87 240H86V241L84 240V241H85V243L88 244ZM100 240H99V241H100ZM117 240H118V239H117ZM117 240H116V242L119 241V240H118V241H117ZM68 241H70V240L68 239ZM68 241H67V242H68ZM88 241H89V243H92V241H90V240H88ZM97 241H98V240H97ZM54 242H55V241H54ZM64 242H66V241H64ZM67 242H66V243H67ZM95 242H96V241H95ZM101 242H102V241H101ZM119 242H120V241H119ZM231 242H230V244H231ZM262 242H263V243H262ZM43 243H44V242H43ZM49 243H50V242H49ZM259 243H258V244L256 243V244H257V248H255V250H257V251L254 252V254L256 253V255L250 253V254L253 255V256L249 257V256H250V255H249V256L245 257V260H243V259H242L243 257H242L241 259H242L243 261H241V262H240V261H239V262H232V261L230 260V261H231V264H264V249H262V248L264 247V245H259ZM50 244H51V243H50ZM67 244L69 245V243H67ZM114 244H115V243H114ZM227 244H228V243H227ZM42 245H43V244H42ZM232 245H235V244H232ZM75 246H76V245H75ZM253 246H255V245H253ZM39 247H40V246H39ZM41 247H42V246H41ZM43 247H44V246H43ZM67 247H68V246H67ZM232 247H233V246H232ZM48 248H50L49 245H48L47 249H48ZM59 248H60V247H59ZM68 248H69V247H68ZM106 248H107V247H106ZM42 249H43V248H42ZM57 249H58V248H57ZM63 249L66 250L67 248H64V247L62 248V247H61V251H62ZM69 249H70V248H69ZM250 249H251V248H250ZM59 250H60V249H59ZM120 250H121V249H120ZM130 250H132V249H130ZM54 251H55V249H54ZM56 251H57V250H56ZM115 251H116V250H114V249H110V250L107 252L108 254L105 255V256L107 257V258L105 257V258H106V260H105V264H110V260L112 259L113 255L115 254ZM134 251H135V250H134ZM224 251H225V250H224ZM130 252H131V251H130ZM130 252H129V253H130ZM135 252H136V251H135ZM229 253H230V252H229ZM53 254H54V253H53ZM133 255H134V254H132V255L130 256V258L132 259V261H134L133 258L136 257V256H133ZM224 255H225V254H224ZM54 256H55V255H54ZM56 256H57V255H56ZM132 256H133V257H132ZM97 257H98V256H97ZM214 258H215V257H214ZM220 258H221V257H220ZM10 259H11V258H10ZM131 259H130V261H131ZM237 259H238V258H237ZM13 260H14V259H13ZM135 260L137 261L136 258H135ZM128 261H129V259H128ZM132 261H131V263H132ZM136 261H135V262H136ZM135 262H134V263H135ZM138 262H140V261L138 260ZM138 262H137V264H139ZM128 263L130 264V262H128ZM227 263H228V262H227ZM227 263H226V264H227ZM135 264H136V263H135ZM229 264H230V262H229Z\"/></svg>",
	"mask_w": 264,
	"mask_h": 264
}]
</instances>
